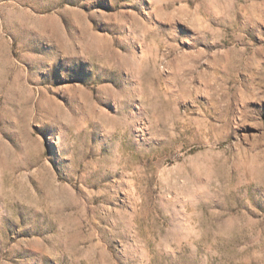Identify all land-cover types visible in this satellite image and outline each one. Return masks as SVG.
<instances>
[{
    "label": "rangeland",
    "instance_id": "obj_1",
    "mask_svg": "<svg viewBox=\"0 0 264 264\" xmlns=\"http://www.w3.org/2000/svg\"><path fill=\"white\" fill-rule=\"evenodd\" d=\"M0 264H264V0H0Z\"/></svg>",
    "mask_w": 264,
    "mask_h": 264
}]
</instances>
